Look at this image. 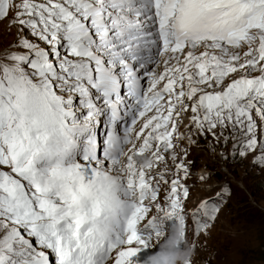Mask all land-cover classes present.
Here are the masks:
<instances>
[{
    "label": "snow or ice",
    "instance_id": "obj_1",
    "mask_svg": "<svg viewBox=\"0 0 264 264\" xmlns=\"http://www.w3.org/2000/svg\"><path fill=\"white\" fill-rule=\"evenodd\" d=\"M3 20L0 264H138L186 235L196 137L231 128L264 168V0H0Z\"/></svg>",
    "mask_w": 264,
    "mask_h": 264
},
{
    "label": "rangeland",
    "instance_id": "obj_2",
    "mask_svg": "<svg viewBox=\"0 0 264 264\" xmlns=\"http://www.w3.org/2000/svg\"><path fill=\"white\" fill-rule=\"evenodd\" d=\"M19 30L18 24L9 28V20L0 21V50L16 40ZM184 124H188L187 119ZM180 131L186 129L181 126ZM233 135L231 128H225L219 141L210 134L196 137L199 143L189 149L185 161L190 169L185 181L190 187L185 202L186 239L190 246L195 245L193 264H264V168L255 166L251 156L241 158L234 151ZM224 137H229L227 143ZM200 176L206 179L200 180ZM166 191L167 186H162L158 203L164 202ZM205 200L215 202L220 210L197 237L191 213ZM150 215L159 214L153 209ZM139 254L147 259L152 250Z\"/></svg>",
    "mask_w": 264,
    "mask_h": 264
},
{
    "label": "clouds",
    "instance_id": "obj_3",
    "mask_svg": "<svg viewBox=\"0 0 264 264\" xmlns=\"http://www.w3.org/2000/svg\"><path fill=\"white\" fill-rule=\"evenodd\" d=\"M183 233L184 229L180 225H176L170 233H161L153 244L159 243V250L148 256L143 264H193L195 253Z\"/></svg>",
    "mask_w": 264,
    "mask_h": 264
},
{
    "label": "bare ground",
    "instance_id": "obj_4",
    "mask_svg": "<svg viewBox=\"0 0 264 264\" xmlns=\"http://www.w3.org/2000/svg\"><path fill=\"white\" fill-rule=\"evenodd\" d=\"M139 127V126H138ZM146 255V254H145ZM134 258H137V260L139 261V260H143V261H145L146 260V256L145 257H141V255L138 253L137 254V257H134Z\"/></svg>",
    "mask_w": 264,
    "mask_h": 264
}]
</instances>
